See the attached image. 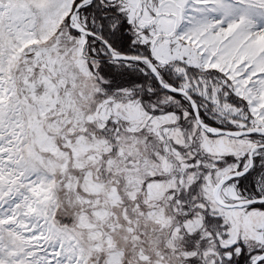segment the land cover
Listing matches in <instances>:
<instances>
[{"label": "snow or ice", "instance_id": "1", "mask_svg": "<svg viewBox=\"0 0 264 264\" xmlns=\"http://www.w3.org/2000/svg\"><path fill=\"white\" fill-rule=\"evenodd\" d=\"M0 264H264V0H0Z\"/></svg>", "mask_w": 264, "mask_h": 264}]
</instances>
